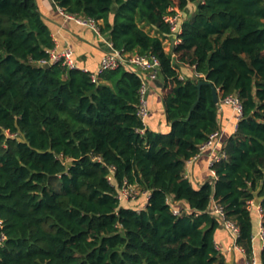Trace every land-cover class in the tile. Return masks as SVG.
I'll return each mask as SVG.
<instances>
[{"label":"trees","instance_id":"16d2710c","mask_svg":"<svg viewBox=\"0 0 264 264\" xmlns=\"http://www.w3.org/2000/svg\"><path fill=\"white\" fill-rule=\"evenodd\" d=\"M54 2L97 22L117 50L159 59L170 130L145 126L141 78L125 68L94 83L91 72L46 67L56 43L36 0H0V264H227L212 201L251 261L260 221L250 201L264 211V0ZM172 9L189 17L169 53ZM181 65L196 78L182 79ZM202 81L220 100L236 95L243 115L212 166L217 179L196 188L187 162L220 129ZM128 187L150 199L121 201Z\"/></svg>","mask_w":264,"mask_h":264},{"label":"crops","instance_id":"0c3cea01","mask_svg":"<svg viewBox=\"0 0 264 264\" xmlns=\"http://www.w3.org/2000/svg\"><path fill=\"white\" fill-rule=\"evenodd\" d=\"M36 2L52 33L56 48L58 50L72 49L74 59L80 69L93 73L98 72L101 60L108 51L104 41L90 28L81 26L74 20L66 18L54 0H36ZM180 75L184 79H195L197 76L194 68L188 65L180 66ZM164 94L163 83L158 78L149 87V116L146 127L153 132L167 134L170 130V125L166 120L164 111ZM237 123L238 119L232 108L224 105L219 111V128L222 130V136L213 148V152H206L186 165L185 174L196 188L213 181L210 169V156L211 154H220L223 151L226 141L235 133V125ZM255 202L259 205L260 199H255ZM179 205L188 210L186 203ZM259 226L258 222L254 235V256L258 261H260L262 253V242L258 238ZM215 242L218 250L225 256L227 264L249 263L246 254L241 249L236 248L235 240L222 225L219 226L215 233Z\"/></svg>","mask_w":264,"mask_h":264},{"label":"built area","instance_id":"2783aa9c","mask_svg":"<svg viewBox=\"0 0 264 264\" xmlns=\"http://www.w3.org/2000/svg\"><path fill=\"white\" fill-rule=\"evenodd\" d=\"M61 10L63 11V14L65 15L66 18L74 20L79 25L85 26L93 30L104 41L105 45L107 46L108 51L101 60L98 72H95V73L91 72L92 81L94 83L98 82L100 75L106 72H109V71L118 70L120 68H125L129 72L136 74L137 76L141 78L142 86L139 92L140 105L138 109V116L141 118V120L144 122L146 126V122L149 116L148 92H149V87L151 83H155L158 80L159 69H160L159 59L156 56L151 55V54L131 55L128 53H124L123 51L117 50L110 41H108L105 37H103V35L100 32V28L97 22H95L92 19L69 15L65 13L63 9ZM171 11L172 13L165 17V22L170 26V29L173 35H175V39L173 41L167 38L164 40V44L165 42L166 43L170 42V45H171L170 49L167 50L166 48V51L169 53H172L174 47L181 43V39L179 35L183 31L184 16H185L184 12L182 11L173 12V9ZM49 53H50L49 61H43L44 65H48V64L51 65L52 63H62V65L67 67L69 70L80 69L79 65L74 59V52L72 49L65 48L63 50H58L55 47ZM174 57L175 55L173 53V58ZM84 71L89 72L87 70H84ZM224 105L230 106L232 108L233 112L236 114L238 121L241 119L243 115V107H242L240 99L236 95H231V96H228L220 100V109ZM237 126H238V123L235 125V131L237 130ZM221 136H222L221 129H219L218 131L210 135L208 141L200 147L199 154L195 156L194 158H192L191 160H189L187 163L191 162L192 160L196 159L197 157H199L200 155L206 152H209V151L213 152V148L219 142V140L221 139ZM226 157L227 156L224 150L220 154H217V155L211 154L210 169H211V175L213 177V181L211 183H214V181L217 179L216 172L212 169V166L217 162L225 160ZM185 178L188 179L186 174H185ZM110 180H112V178H110ZM139 196L145 197L147 202L150 199V194L148 192L141 194L134 187L123 188L118 198L121 201L134 202L137 200ZM173 210L175 214L180 213V210H178L174 206H173ZM250 210L255 211L259 217L260 229L258 232V238L262 242V251H263L264 250V211L261 208L260 204L259 205L256 204L255 200L250 201ZM208 212L211 216L217 218L220 224L225 229H227V231L231 234V236L235 240L236 248L241 249L236 244V241L239 235V228L236 226L234 222L226 218L224 208L220 204H218L216 201H212ZM0 228H1V223H0ZM3 238L5 239V237ZM248 264H259V261L255 256H253L252 260L249 261Z\"/></svg>","mask_w":264,"mask_h":264},{"label":"water","instance_id":"95a60500","mask_svg":"<svg viewBox=\"0 0 264 264\" xmlns=\"http://www.w3.org/2000/svg\"><path fill=\"white\" fill-rule=\"evenodd\" d=\"M45 66L46 67H50L51 65L48 64V65H45ZM204 85H210L212 87L214 101H215L216 104H219L220 105V98H219L218 90L216 89V87L214 85L206 82V81H202L198 85L199 89H201V87L204 86ZM3 237H4V235H3L2 230L0 228V245L4 241V238Z\"/></svg>","mask_w":264,"mask_h":264},{"label":"rangeland","instance_id":"374dc122","mask_svg":"<svg viewBox=\"0 0 264 264\" xmlns=\"http://www.w3.org/2000/svg\"><path fill=\"white\" fill-rule=\"evenodd\" d=\"M194 10H195V6L194 5H191L190 6V8H188V14L189 15H191V13H193L194 12ZM189 17V16H188ZM187 17V18H188ZM187 18H185V16H184V21L187 19ZM143 26V25H142ZM143 27H145V26H143ZM145 29H146V31H148V32H151V34H154L155 32H153L151 29H149L148 27H145ZM170 42H165V48H167V50H169L170 49Z\"/></svg>","mask_w":264,"mask_h":264}]
</instances>
